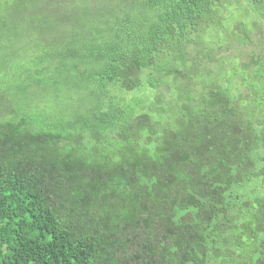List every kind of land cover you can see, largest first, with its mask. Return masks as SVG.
<instances>
[{"label": "trees", "instance_id": "trees-1", "mask_svg": "<svg viewBox=\"0 0 264 264\" xmlns=\"http://www.w3.org/2000/svg\"><path fill=\"white\" fill-rule=\"evenodd\" d=\"M35 1L0 264H264V0Z\"/></svg>", "mask_w": 264, "mask_h": 264}, {"label": "rangeland", "instance_id": "rangeland-1", "mask_svg": "<svg viewBox=\"0 0 264 264\" xmlns=\"http://www.w3.org/2000/svg\"><path fill=\"white\" fill-rule=\"evenodd\" d=\"M37 1L32 0H0V83L6 82L8 84L12 82L13 78H8L4 71L6 67L13 66L24 60V64L30 65L28 56L32 53L34 49V44H31L28 36L21 33V27L24 23L23 18L26 15L27 11H23L26 6L34 7ZM49 0H44V5L48 6ZM16 10V11H14ZM51 11H56L55 9ZM243 11V10H240ZM240 15L239 11L236 13ZM248 23H251L252 18H256L253 13H248L247 16H243ZM6 26V27H5ZM4 27L7 29H4ZM262 29L257 30L253 33L252 37L254 40L259 42L260 37L264 33V24H261ZM3 32V33H2ZM264 40L260 42L263 44ZM20 53V57L16 58L15 56ZM35 53V52H34ZM232 63L235 65H240V62L244 60V54L233 51L231 54ZM21 58V60H18ZM19 61V62H18ZM11 72V71H8ZM4 77L6 81L2 78ZM0 105H4L0 101Z\"/></svg>", "mask_w": 264, "mask_h": 264}]
</instances>
